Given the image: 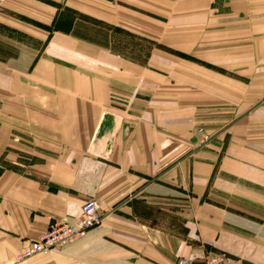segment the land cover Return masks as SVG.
Masks as SVG:
<instances>
[{"label": "crops", "instance_id": "obj_1", "mask_svg": "<svg viewBox=\"0 0 264 264\" xmlns=\"http://www.w3.org/2000/svg\"><path fill=\"white\" fill-rule=\"evenodd\" d=\"M243 15L264 16V0H0V264L52 222L74 223L86 198L99 227L19 264H177L209 243L264 264V125L223 104L237 93L217 73L175 72L157 55L143 64L79 26L177 43L232 72L239 30H254ZM241 79L263 95L264 71Z\"/></svg>", "mask_w": 264, "mask_h": 264}, {"label": "rangeland", "instance_id": "obj_2", "mask_svg": "<svg viewBox=\"0 0 264 264\" xmlns=\"http://www.w3.org/2000/svg\"><path fill=\"white\" fill-rule=\"evenodd\" d=\"M221 1V0H220ZM226 0H222L225 2ZM144 19V18H143ZM79 26L82 31L81 34L88 36L91 39H96L99 41H109L111 49L118 52L127 58L135 59L141 61L143 64L148 62H153V55L160 62L159 59L163 61L167 58L168 63L173 67L176 72H190L194 74L200 73H217L219 77L221 76L222 87H232L233 91L237 93L236 95L222 96V102L226 105H231L233 108L236 106L238 108L239 120L246 121L250 129H254L258 126L264 125L261 122L262 117H264V93L262 96H247V92L252 84L251 80L241 79L243 78V73H255L264 71V49L259 46L264 43V33L258 32L256 30L258 22L264 23V16H239V25L249 24L253 31L245 32V30H239L237 46L233 47L231 50L236 54L238 59L237 71L229 72L223 67L213 66L208 63L196 60L183 54L180 47L176 44H164L162 39L149 38L147 36L133 35L127 30H123L117 27L103 25L101 23L91 21L85 17H79ZM153 24H158L159 27L165 28L168 24L165 22L161 23L159 19L152 21ZM169 27V26H168ZM175 29H180L181 20H177L172 24ZM165 33V32H164ZM176 37L180 34V31L175 30L173 33ZM179 47V48H178ZM227 51L229 48H225ZM235 50V51H234ZM233 55V54H232ZM234 59V58H233ZM153 66H162L153 64ZM242 73V74H241ZM214 81L211 80H190L192 84H202L205 88L209 86L212 87ZM231 84V85H230ZM224 91V90H223ZM246 91V94L243 92ZM250 140L252 144L260 145L257 142H252L254 138V132H249Z\"/></svg>", "mask_w": 264, "mask_h": 264}, {"label": "built area", "instance_id": "obj_3", "mask_svg": "<svg viewBox=\"0 0 264 264\" xmlns=\"http://www.w3.org/2000/svg\"><path fill=\"white\" fill-rule=\"evenodd\" d=\"M202 143L208 141V137L199 131ZM104 215L99 209L95 199L86 198L80 208V217L74 223L66 221L52 222L45 233L37 240L29 243L27 249L14 261L1 264H19L37 255H49L61 249L71 242L83 237L90 229L102 224ZM177 264H245L241 259L229 256L223 252L214 250L212 243L199 255L183 257Z\"/></svg>", "mask_w": 264, "mask_h": 264}]
</instances>
